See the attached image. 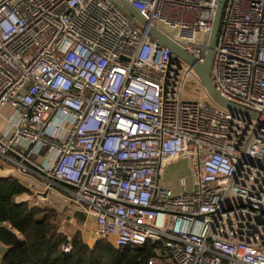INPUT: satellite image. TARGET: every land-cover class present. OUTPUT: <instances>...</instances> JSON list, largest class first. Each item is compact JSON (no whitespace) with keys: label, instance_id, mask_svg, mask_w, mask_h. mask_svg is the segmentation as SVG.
Here are the masks:
<instances>
[{"label":"built area","instance_id":"obj_1","mask_svg":"<svg viewBox=\"0 0 264 264\" xmlns=\"http://www.w3.org/2000/svg\"><path fill=\"white\" fill-rule=\"evenodd\" d=\"M126 1L145 29L108 0H0V162L31 190L16 201H73L94 241L158 244L148 264H264V124L146 31L203 63L218 0ZM210 67L264 116V0L225 1ZM180 161L190 184L164 185Z\"/></svg>","mask_w":264,"mask_h":264},{"label":"trees","instance_id":"obj_2","mask_svg":"<svg viewBox=\"0 0 264 264\" xmlns=\"http://www.w3.org/2000/svg\"><path fill=\"white\" fill-rule=\"evenodd\" d=\"M24 193L31 190L19 178L0 174V243L8 247L1 264H148L159 247L147 243L116 249L100 239L91 248L79 232L70 237L56 230L55 208L17 202L15 198Z\"/></svg>","mask_w":264,"mask_h":264},{"label":"water","instance_id":"obj_3","mask_svg":"<svg viewBox=\"0 0 264 264\" xmlns=\"http://www.w3.org/2000/svg\"><path fill=\"white\" fill-rule=\"evenodd\" d=\"M108 1L128 21L132 22L134 25H136L138 28L142 30L145 29L146 22L138 15V13L130 6V4L126 0H117V1L108 0ZM225 1L226 0H218L217 2L203 63H199L195 61L187 51L182 49L174 41H172L170 37L166 36L156 28L149 26L147 27L146 31L150 40L158 48L168 49L171 55H174L175 57L182 59L188 65L193 67L201 83L207 90L208 94L217 104L228 109L231 113L239 114L247 119H253L257 121L260 120L264 124V116H261L259 112L239 106L237 104L228 102L225 99H223L215 89L212 82L211 67H210L212 50L214 48L216 37L220 28Z\"/></svg>","mask_w":264,"mask_h":264},{"label":"rangeland","instance_id":"obj_4","mask_svg":"<svg viewBox=\"0 0 264 264\" xmlns=\"http://www.w3.org/2000/svg\"><path fill=\"white\" fill-rule=\"evenodd\" d=\"M185 94L186 98H190L191 96H194L198 98L200 96V91L197 88V86L193 85V80L189 79L186 82L185 86ZM8 110L3 109L0 114V120H2L3 116H6ZM0 125H2V121L0 122ZM3 165V163L0 162V166ZM189 164L185 161H180L178 163H174L171 166L168 167L166 170L162 183L164 185H168L172 183V186H175L176 181L180 177H184L188 184H190V172H189ZM4 174V173H3ZM9 174V173H8ZM48 200L42 201L45 204L55 208L58 211L57 216V231L65 233L67 236L71 237L72 233H75V231L79 232L82 236L83 241L86 245L93 248L95 245L94 237L92 236L93 231V225L91 223H87L85 226V230L82 229V222L79 219L78 214H73L71 211V208H79L80 206L73 202L60 198L57 194L50 193L47 196ZM71 214L72 222L71 224L67 223V220L65 219L66 215ZM81 221V222H80Z\"/></svg>","mask_w":264,"mask_h":264},{"label":"crops","instance_id":"obj_5","mask_svg":"<svg viewBox=\"0 0 264 264\" xmlns=\"http://www.w3.org/2000/svg\"><path fill=\"white\" fill-rule=\"evenodd\" d=\"M8 110V109H7ZM13 168V167H12ZM10 166H5L4 164L0 166V174L7 176V175H12L16 178H19V180L25 185V186H30V180L28 179L27 176H20L16 170L12 169ZM4 173V174H3ZM9 173V174H8ZM8 249V247L2 245L0 243V264H1V260L6 252V250Z\"/></svg>","mask_w":264,"mask_h":264}]
</instances>
